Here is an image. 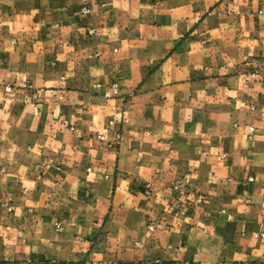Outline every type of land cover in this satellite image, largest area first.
<instances>
[{
    "label": "crops",
    "instance_id": "0c3cea01",
    "mask_svg": "<svg viewBox=\"0 0 264 264\" xmlns=\"http://www.w3.org/2000/svg\"><path fill=\"white\" fill-rule=\"evenodd\" d=\"M263 234L264 0H0V264H264Z\"/></svg>",
    "mask_w": 264,
    "mask_h": 264
},
{
    "label": "built area",
    "instance_id": "2783aa9c",
    "mask_svg": "<svg viewBox=\"0 0 264 264\" xmlns=\"http://www.w3.org/2000/svg\"><path fill=\"white\" fill-rule=\"evenodd\" d=\"M84 11L85 12H89V9H84ZM93 32V31H92ZM255 75V74H254ZM6 90H7V92H12L13 91V87L11 86V85H7V87H6ZM112 124H114V121H112ZM101 138L103 139V136H101ZM120 138V134L118 133L117 134V139H119ZM151 228L152 229H154V227L153 226H151ZM263 236H264V234H263Z\"/></svg>",
    "mask_w": 264,
    "mask_h": 264
}]
</instances>
